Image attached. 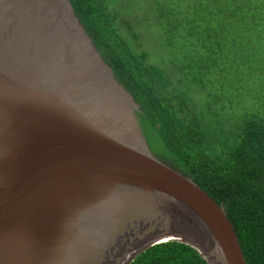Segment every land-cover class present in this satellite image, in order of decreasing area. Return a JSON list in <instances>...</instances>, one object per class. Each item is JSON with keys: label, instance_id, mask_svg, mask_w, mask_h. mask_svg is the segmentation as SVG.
<instances>
[{"label": "water", "instance_id": "1", "mask_svg": "<svg viewBox=\"0 0 264 264\" xmlns=\"http://www.w3.org/2000/svg\"><path fill=\"white\" fill-rule=\"evenodd\" d=\"M177 240L247 264L77 0H0V264H127Z\"/></svg>", "mask_w": 264, "mask_h": 264}, {"label": "trees", "instance_id": "2", "mask_svg": "<svg viewBox=\"0 0 264 264\" xmlns=\"http://www.w3.org/2000/svg\"><path fill=\"white\" fill-rule=\"evenodd\" d=\"M77 1L138 82L164 148L185 174L224 205L246 263L264 264V105L236 110L229 91L216 85L234 64L237 71L247 64L242 72L264 74V0H194L191 12L180 11L170 0L151 1L168 36L167 51L175 49L170 37L182 31L184 40L203 41L199 48L191 42L190 50H179L181 60L174 65L149 60V49L137 41L130 19L118 10L121 0ZM127 264L209 263L189 244L167 240Z\"/></svg>", "mask_w": 264, "mask_h": 264}, {"label": "rangeland", "instance_id": "3", "mask_svg": "<svg viewBox=\"0 0 264 264\" xmlns=\"http://www.w3.org/2000/svg\"><path fill=\"white\" fill-rule=\"evenodd\" d=\"M121 9H118L131 21V30L138 33L137 41L143 43V47L148 48L149 60L152 62H163L164 64H177L180 60L178 51H188L191 49L189 44L191 42L199 44L203 43L195 38H188L184 40V31L179 36L170 37L173 51L166 50L167 34L159 27L157 22V14L150 6L153 0H121ZM171 2L180 6L179 10L183 12L189 10L194 0H170ZM183 5V6H181ZM196 13V12H195ZM192 13L191 15H193ZM215 32V30H213ZM163 50V51H162ZM159 51V52H158ZM161 51V52H160ZM160 53V54H159ZM235 65L229 67V73L224 74L217 80V87H225L229 91V98L236 110L244 111L247 105L251 109H258L264 105V74L247 70V64L241 68L240 71L235 69ZM264 67V65H263ZM245 75L242 79V75Z\"/></svg>", "mask_w": 264, "mask_h": 264}]
</instances>
